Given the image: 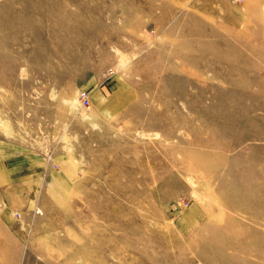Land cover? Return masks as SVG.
<instances>
[{
  "label": "rangeland",
  "instance_id": "rangeland-1",
  "mask_svg": "<svg viewBox=\"0 0 264 264\" xmlns=\"http://www.w3.org/2000/svg\"><path fill=\"white\" fill-rule=\"evenodd\" d=\"M0 139L77 167L0 264H264V0H0Z\"/></svg>",
  "mask_w": 264,
  "mask_h": 264
},
{
  "label": "crops",
  "instance_id": "crops-1",
  "mask_svg": "<svg viewBox=\"0 0 264 264\" xmlns=\"http://www.w3.org/2000/svg\"><path fill=\"white\" fill-rule=\"evenodd\" d=\"M76 168L67 151L33 150L0 139V222L16 242L32 237L37 214L49 217L65 207Z\"/></svg>",
  "mask_w": 264,
  "mask_h": 264
},
{
  "label": "built area",
  "instance_id": "built-area-1",
  "mask_svg": "<svg viewBox=\"0 0 264 264\" xmlns=\"http://www.w3.org/2000/svg\"><path fill=\"white\" fill-rule=\"evenodd\" d=\"M76 100L77 102L79 103V105L83 108H87L89 106V92L85 89H82V90H78L76 92ZM186 206V202L183 201V200H179V199H176L174 200L173 204H172V207L173 209L175 208H184ZM3 208V205L0 204V210ZM13 216L15 218L18 217V214L17 213H13Z\"/></svg>",
  "mask_w": 264,
  "mask_h": 264
}]
</instances>
